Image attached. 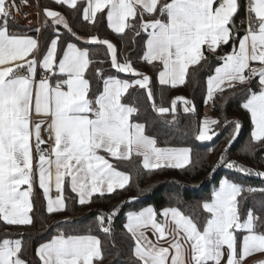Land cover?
Returning <instances> with one entry per match:
<instances>
[{"label": "snow or ice", "instance_id": "snow-or-ice-1", "mask_svg": "<svg viewBox=\"0 0 264 264\" xmlns=\"http://www.w3.org/2000/svg\"><path fill=\"white\" fill-rule=\"evenodd\" d=\"M43 5L35 36L14 30L22 6L30 0H0V222L32 226L37 188L48 215L85 206L131 186V172L117 164L134 165L139 178L164 168L188 170L194 160L187 147H159V118L176 123L177 101L185 113L195 107L184 98L164 106L169 88L185 85L191 69H205L208 57L231 43L217 57L219 65L206 78L204 104L216 107L224 93L239 90L240 107L250 115L252 130L242 146L255 155L264 146V0H246L245 16L237 25L240 0H50ZM39 7V5H37ZM123 47L146 33L139 60L157 74L160 103L151 77L137 70L131 58L97 33L105 26ZM61 28L63 31H61ZM132 33L125 41L124 37ZM207 53V54H206ZM256 64L257 66H253ZM107 65V67H105ZM91 73V78L89 77ZM130 78L122 79L118 74ZM95 81V89L93 82ZM256 84V90L252 88ZM130 89L139 93L132 96ZM221 121L198 122L196 139L211 141ZM232 131L222 150L221 165L245 175L253 173L227 154L238 140L239 121H224ZM211 151V149H210ZM138 192L147 194V190ZM55 191L56 195L51 193ZM259 197V199H257ZM99 212L86 228L58 230L34 250L37 264H104L107 256H125L124 264H264V185L244 186L222 178L209 198L186 204L177 197L159 211L152 205L129 211L117 236L114 219L123 203ZM252 201V206H247ZM68 223V221H65ZM0 239V264H30L21 238ZM107 241V245L105 243ZM121 244L123 247H118ZM254 257H258L253 259ZM111 264V261L109 262Z\"/></svg>", "mask_w": 264, "mask_h": 264}, {"label": "trees", "instance_id": "trees-1", "mask_svg": "<svg viewBox=\"0 0 264 264\" xmlns=\"http://www.w3.org/2000/svg\"><path fill=\"white\" fill-rule=\"evenodd\" d=\"M246 0H240L241 8L239 14L235 16L234 22L240 25L242 22L245 11L243 5ZM31 4H35V0H30ZM41 7L48 4L50 7L57 11L64 12L66 16H71L64 11V9L57 8L54 4L50 3V0H40ZM74 28L80 35L86 36L89 34H95L98 32L101 38H107L110 40L122 54H127L134 67L140 72L147 74L151 77L152 87L157 92L156 102L159 104V85L156 79L155 70L146 63L140 62L138 59L143 52L144 41L147 38L146 33H141L140 36L135 37L136 43L134 45L129 44L128 47H123L121 39L117 35L111 33L110 30L103 27L92 28L91 33L87 30H82L81 25L74 24ZM15 28V27H14ZM61 31L63 29L61 28ZM50 29H44V36L49 35ZM132 37L130 32L128 36L124 37L127 41ZM231 51V43L221 46L214 56L208 57V62L205 69L202 71L200 68L191 69L195 74H198L199 83H196L193 77L188 79L185 85L178 86L176 88H169L165 93L164 106H170L172 99L181 97L189 101L188 107H195V114L185 113V105L177 101V112L175 113L177 123L169 128L168 125L163 123L164 119L171 120L172 116L159 118V147H171L181 148L187 147L192 150V156L194 160H199V163L194 168L188 170L164 168L156 170L152 173L137 177L134 171V165L117 164L119 170L131 172L132 181L131 186L127 190H119L113 194H106L105 197L99 196L94 198V202L90 205L80 206L73 202L71 199L74 194L70 189L66 190L65 195L69 197L68 210L61 214L48 215L45 212L42 194L37 192L35 195V210L31 215L34 217V224L32 226H6L0 222V239L5 238V233H8V238L17 239L21 238L24 241L25 248L27 249L26 258L30 261V264H37L36 257L34 256V250L41 243H45L51 239L58 230L63 229H77L79 234H86V228L91 224L95 216L99 212H110L114 206L128 201L129 197H138V199L131 203H123V206L118 213V216L114 219V228L117 236L120 234L122 223L126 218V214L129 211H137L146 204L154 206L158 211L165 206H168L171 201H174L177 197H182L184 202L189 206L194 205L197 200L209 198L213 189L218 185L221 178H229L235 182L241 183L244 186H261L264 185V178L258 177L255 174L245 175L238 173L233 169L220 166L213 172V167L218 163L220 154L225 147L229 134L232 131V127H224V121H239L241 124V130L238 136L237 142L228 152L226 159L235 161L240 165L245 166L248 169H252L255 172H264V146H258L255 155L244 154L242 146L250 137L252 130V124L250 115L246 110L242 109L240 105L244 102L245 97L237 90L235 94L230 91H226L224 96L226 101L222 102L218 97L216 100L215 109L211 106V116L213 119L221 121V126L217 131L220 133L215 136L211 141H198L196 137V130L198 122L203 120L205 116L204 109V96L206 94V78L208 75L214 73V68L219 65L220 61L217 57L225 55ZM207 54V53H206ZM107 67V65H105ZM91 73L89 77L91 78ZM120 78L129 79L128 75L118 74ZM95 81L93 82V88L95 89ZM252 88L256 90V84L252 85ZM132 96H137L139 93L135 89H130ZM211 149V151H210ZM137 185L140 189L147 190V194L138 192ZM259 199V197H257ZM252 201L248 202L247 206H252ZM68 221V223H65ZM107 245V241H105ZM118 247H123L119 244ZM126 257L120 256L114 258L107 256L104 264H124Z\"/></svg>", "mask_w": 264, "mask_h": 264}, {"label": "built area", "instance_id": "built-area-1", "mask_svg": "<svg viewBox=\"0 0 264 264\" xmlns=\"http://www.w3.org/2000/svg\"><path fill=\"white\" fill-rule=\"evenodd\" d=\"M17 3H19V0H17ZM37 5H39V7ZM37 5L21 7V13L16 17L15 20V28L17 29V31H19L20 33H28L32 28L36 29L37 27H41L43 31V16H37V13L40 12L42 8L39 1ZM253 66L257 65L254 64ZM51 195L55 196V191H53Z\"/></svg>", "mask_w": 264, "mask_h": 264}, {"label": "crops", "instance_id": "crops-1", "mask_svg": "<svg viewBox=\"0 0 264 264\" xmlns=\"http://www.w3.org/2000/svg\"><path fill=\"white\" fill-rule=\"evenodd\" d=\"M36 1V3L35 4H31L32 6L33 5H37L38 4V1L40 2V0H35ZM41 5V4H40ZM14 30H16L17 31V29L16 28H14ZM21 34H27V35H32V36H35L36 35V33H35V28H32L28 33H21ZM254 65V64H253ZM123 74V73H122ZM124 75H126V74H124ZM122 79H126V78H122ZM156 79H157V76H156ZM204 113H205V116H209V115H211V104H209L208 106H205V109H204ZM222 179V178H221ZM220 179V180H221ZM219 180V181H220ZM219 183V182H218ZM216 187H218V185L216 186ZM215 187V188H216ZM214 188V189H215ZM213 189V190H214ZM37 192H40V190L37 188V190H36V194H37ZM41 194V193H40ZM57 233V232H56ZM55 233V234H56ZM255 258H258V257H254L253 259H255ZM249 264H251V261H249Z\"/></svg>", "mask_w": 264, "mask_h": 264}, {"label": "rangeland", "instance_id": "rangeland-1", "mask_svg": "<svg viewBox=\"0 0 264 264\" xmlns=\"http://www.w3.org/2000/svg\"><path fill=\"white\" fill-rule=\"evenodd\" d=\"M205 117L212 118V116H211V115H209V116H204V117H203V119H204ZM212 119H213V118H212ZM218 185H219V183H218ZM149 205H150V204H146V205H144L143 207H146V206H149ZM143 207H141V208H143ZM141 208H140V209H141ZM140 209H139V210H140ZM134 211H135V210H134ZM137 211H138V210H137ZM127 213H128V212H127Z\"/></svg>", "mask_w": 264, "mask_h": 264}]
</instances>
